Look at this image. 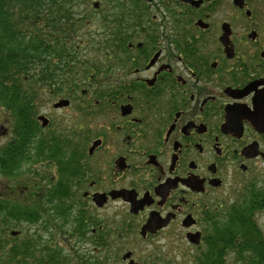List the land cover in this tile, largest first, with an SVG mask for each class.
I'll use <instances>...</instances> for the list:
<instances>
[{"label":"flooded vegetation","instance_id":"1","mask_svg":"<svg viewBox=\"0 0 264 264\" xmlns=\"http://www.w3.org/2000/svg\"><path fill=\"white\" fill-rule=\"evenodd\" d=\"M118 3L95 9L99 21L111 14L93 74L73 87L68 71L43 83L32 70L16 135L8 118L0 123V138L18 145L14 177L33 176L24 198L38 174L46 189L63 180L68 198L49 204L48 219H61L68 251H119L122 264H176L188 253L189 264H226L244 250L234 212L264 192V0Z\"/></svg>","mask_w":264,"mask_h":264},{"label":"trees","instance_id":"2","mask_svg":"<svg viewBox=\"0 0 264 264\" xmlns=\"http://www.w3.org/2000/svg\"><path fill=\"white\" fill-rule=\"evenodd\" d=\"M118 1L120 0L110 5L120 6ZM74 2L76 0H0V107L10 113L14 136L19 103L30 101L32 70L37 68L41 71L39 81L43 83L49 78L53 79L56 73H59L61 79L68 71L66 77L73 87H77L79 79L93 74L89 59H85V67L81 66L78 49L80 44L85 43L87 48L97 52L99 42L95 41L92 34L82 33L90 27L89 13L85 11L87 15L80 16ZM108 16L109 11L103 13V21L110 24ZM22 108V123L29 127V131L21 138V143L24 144L29 141L33 128L30 131V107ZM11 141L0 152V173L6 177H14L18 168V145L15 137ZM38 176L40 178L35 190L39 193L42 190L41 194L46 196L45 202L38 200L35 203L38 206L22 201L39 196L36 191L31 192L30 186L26 198L20 194L0 195V264H56L59 260L48 250H39L35 234L22 235L23 232L19 230L18 236H8L11 230L19 228L23 222L34 224L43 220V224L46 223L49 221L47 206L52 204L54 209H61V203H65L64 200L68 198L66 191L59 190L63 184L62 179L52 184V188L46 189L42 185L41 175ZM53 200L56 201L52 202ZM30 206L33 210L29 209ZM258 213H264V192L257 191L251 193L249 202L243 203L234 212L239 218H244L246 229L242 247L255 252L252 264H264V242L259 239V227L255 221L250 223L251 217ZM250 227L252 233L249 231ZM207 261L209 260H205L206 264Z\"/></svg>","mask_w":264,"mask_h":264},{"label":"rangeland","instance_id":"3","mask_svg":"<svg viewBox=\"0 0 264 264\" xmlns=\"http://www.w3.org/2000/svg\"><path fill=\"white\" fill-rule=\"evenodd\" d=\"M99 2L101 4L100 6L103 7V9L110 8V0H76L74 2L77 5V10L80 13V16H86L84 12L87 11L89 13V21H88V26H90L88 29H85L84 32L85 34H92V37L95 38L96 42H99L100 39L103 37V30L102 27L100 26V15L98 14L99 11H93L92 9V3L93 2ZM109 10V9H108ZM103 11V10H101ZM70 39V38H69ZM68 42V40H66ZM68 44V43H67ZM71 44V43H69ZM79 51V58H84V59H91L93 58L97 52L94 51V49H89L86 47L85 43L80 44V47L78 49ZM45 94L41 95L38 97V103H39V108L41 111L45 110L46 106H43L45 104L46 100L44 99ZM8 118L10 120V113L7 111L5 108L0 107V123L4 126H9V122L6 120ZM12 132V130H11ZM8 140H11V136L2 139L0 138V152L3 150V147H5V144L8 142ZM22 176V182L25 180L26 176L28 177H33L30 176L27 173L21 174ZM37 178H40V176H37ZM21 184L18 182V179H15V177H6L3 176L0 173V195L2 194H9L11 196L15 195H22L25 193L24 188H23V183ZM36 191V190H34ZM39 196H34L33 198H29L30 204L36 205L35 203L40 200L42 203L46 201V196L42 195L40 191H36ZM240 192L237 193V196H232L228 198V203L232 205L238 198ZM38 206V205H36ZM38 208V207H37ZM47 214H49L51 211L49 210L50 207H48ZM30 210H33L30 206ZM35 211V210H34ZM46 214V215H47ZM255 223L258 225L260 231L259 239L264 242V213H258L255 216ZM63 226L61 219L58 217H54V219L47 221L46 223L43 224V220H38L34 224H27L23 222V225H21L19 228L16 230L22 231V235L28 234H35L38 240V247L40 248L39 250H48L49 253L54 254V258H59V260L56 262V264H122L123 262L120 261V256L122 252L120 253L119 251L107 254V253H100L97 256L94 254H91L90 256L92 259L88 257V254H82L77 251H68L71 247L70 244H66V234L63 233ZM133 241V239H131ZM240 241L242 242V238L240 237ZM75 247L74 245H72ZM79 247V246H78ZM46 248V249H45ZM114 251V250H113ZM253 251H248V250H243L241 254L235 255V254H229L227 256V260L225 261L226 264H252V259L254 257ZM189 256L190 253L186 254L185 257H181L182 262L177 260L175 263L176 264H189ZM134 261L139 260V255L134 254L133 256ZM55 264V263H54Z\"/></svg>","mask_w":264,"mask_h":264},{"label":"water","instance_id":"4","mask_svg":"<svg viewBox=\"0 0 264 264\" xmlns=\"http://www.w3.org/2000/svg\"><path fill=\"white\" fill-rule=\"evenodd\" d=\"M94 6H96V4H94ZM65 104H67V101H66V100H65V101L61 100L56 106H61V105H65ZM261 110H262V108H261ZM40 119H43V117H40ZM43 123H45V122L43 121ZM263 158H264V155H263ZM11 235H12V236H15L16 233H15V232H12ZM189 239H190V238H189ZM128 257H129V254H126V255H124V256L122 257V260H126ZM128 264H136V263H134L132 260H130V261L128 262Z\"/></svg>","mask_w":264,"mask_h":264}]
</instances>
